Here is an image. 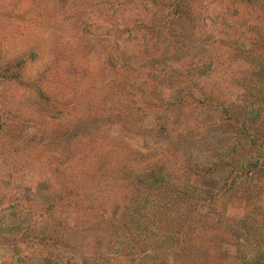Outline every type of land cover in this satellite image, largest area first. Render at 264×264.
<instances>
[{"label":"rangeland","instance_id":"1","mask_svg":"<svg viewBox=\"0 0 264 264\" xmlns=\"http://www.w3.org/2000/svg\"><path fill=\"white\" fill-rule=\"evenodd\" d=\"M252 82L264 0H0V264H264V176L224 184Z\"/></svg>","mask_w":264,"mask_h":264},{"label":"trees","instance_id":"2","mask_svg":"<svg viewBox=\"0 0 264 264\" xmlns=\"http://www.w3.org/2000/svg\"><path fill=\"white\" fill-rule=\"evenodd\" d=\"M249 89H250V93H252L249 96V98L252 99L251 103L260 102V105L262 104L261 109H264V83L263 82H260V83L252 82V85L249 87ZM243 102H245V100H243ZM222 110H223L222 115L228 116L227 117L228 120L232 119V116L227 114L226 108ZM250 129L251 127L249 128L245 127V128L236 130V132L232 136L233 140H231L230 145L228 146L227 150H231L232 152L236 153V155L233 156L234 159L232 160L234 161L235 167L233 168H235L234 170L236 171V173H234L232 176L229 175L228 178L226 177L225 182H224V184L226 185L225 187L228 192L232 190V188L237 187V188H240V190L248 189V192H249L248 194H250L251 192H253L254 190L258 188V180H260V178L264 176V133L259 134L256 131H251ZM239 134L247 136L248 140L252 142L247 143V142L241 141V140H244V138L246 137L242 138V136H240ZM249 146L252 147L251 153H249L250 151ZM240 149H243L242 153H246L248 155V157H245L246 160L244 159L242 161H239L238 159H236L238 155V151ZM231 151H228V152L230 153ZM235 161H237V163ZM192 171H195V170L191 169L190 172ZM197 176L199 178L203 176V174L198 173ZM200 191H201L200 194H202V191H204V188L200 189ZM233 194L238 196L239 198L243 196L242 195L243 193H240V191H235ZM247 196L250 197V195H247ZM187 197H188V200H191L194 203L196 201L197 206L199 205V201L202 200L201 198H203L202 195L200 197H197V199L193 198L190 195H188ZM188 211H190V209H188ZM159 213H160V210L158 209L155 211L154 216H159ZM159 221L161 223L159 225V230L163 228L164 229L161 232V236L159 240L160 243L156 244L158 248L154 249L153 251L157 252L159 251V248H161L160 250H162L164 249V247L170 248L172 250H176V249L178 250V248L180 247V240H181V237H179V233H173V234L163 233V231H165L168 228H172V226L170 224H167V220L161 218V216L160 218L156 220V222L154 221L155 222L154 225L156 226L159 223ZM156 227L158 228V225ZM174 227H176V225H174ZM67 230H69L70 232L71 229H69V226L68 228H65V229L63 227L62 237L66 235ZM121 237L122 236L119 235L116 238V239L118 238L119 239L113 242L112 248L116 247L115 245H120V244H122V246L119 247L120 250L121 249L123 250L125 248V241L122 240ZM49 238H52V237H49ZM130 238L132 239L131 240L132 249L134 250L133 257L142 255L144 251L142 248H140V244L143 243L144 245H146L147 244L146 239L144 238L142 241H138L132 236ZM60 239L56 237L51 240L59 241ZM149 240H148V243H149ZM117 241H120V242H117ZM150 245H151V242H150Z\"/></svg>","mask_w":264,"mask_h":264}]
</instances>
